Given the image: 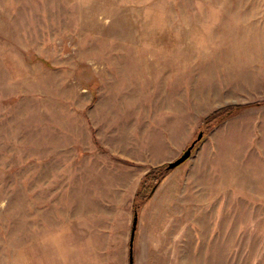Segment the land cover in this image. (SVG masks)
Here are the masks:
<instances>
[{
	"label": "rangeland",
	"instance_id": "1",
	"mask_svg": "<svg viewBox=\"0 0 264 264\" xmlns=\"http://www.w3.org/2000/svg\"><path fill=\"white\" fill-rule=\"evenodd\" d=\"M242 1L0 0V264H130L200 131L133 264H264V104L203 123L264 100Z\"/></svg>",
	"mask_w": 264,
	"mask_h": 264
},
{
	"label": "trees",
	"instance_id": "2",
	"mask_svg": "<svg viewBox=\"0 0 264 264\" xmlns=\"http://www.w3.org/2000/svg\"><path fill=\"white\" fill-rule=\"evenodd\" d=\"M260 104H264V100L257 101L253 104L243 103V104L224 105V106L212 111L210 114H208L204 118V120H203L204 126L211 127L214 124L222 122L226 118L238 113L242 108L248 107L250 105H260ZM198 142H199V140L196 142L195 146L193 147L192 152H193V150L196 147ZM167 164L168 163L160 165V166L150 167L149 170L146 172L145 176L141 180L140 186H139L137 193H136V198L134 201V212L137 211V207L140 204V203H138V201L144 202V201L148 200L152 196L153 188L157 185V183H159L161 180H163L168 175L169 172H171L173 169L176 168L175 167L171 170H167L166 169ZM130 264H133V255H132V262H131V257H130Z\"/></svg>",
	"mask_w": 264,
	"mask_h": 264
},
{
	"label": "water",
	"instance_id": "3",
	"mask_svg": "<svg viewBox=\"0 0 264 264\" xmlns=\"http://www.w3.org/2000/svg\"><path fill=\"white\" fill-rule=\"evenodd\" d=\"M202 135H203V131H200L197 137L191 142V144L184 150V152L178 158L168 162L166 169L171 170L177 167L179 164L186 161L191 156L193 147L195 146L196 142L201 139ZM154 189L155 187L153 188V191ZM137 222H138V213L137 211H135L134 216H133V221H132L131 237H130L131 262H132V255H133V239H134V234H135V230L137 227Z\"/></svg>",
	"mask_w": 264,
	"mask_h": 264
},
{
	"label": "crops",
	"instance_id": "4",
	"mask_svg": "<svg viewBox=\"0 0 264 264\" xmlns=\"http://www.w3.org/2000/svg\"><path fill=\"white\" fill-rule=\"evenodd\" d=\"M251 7H256L257 9H264V0H259V1L245 0V1L240 2L239 6H237V8H245V9L251 8ZM251 147H253V151H257V152H262L264 150V149L263 150L261 149L262 151H260L259 148H262V147L259 145V143L256 146L253 145V143H251Z\"/></svg>",
	"mask_w": 264,
	"mask_h": 264
}]
</instances>
